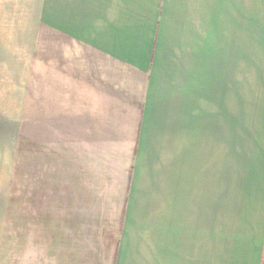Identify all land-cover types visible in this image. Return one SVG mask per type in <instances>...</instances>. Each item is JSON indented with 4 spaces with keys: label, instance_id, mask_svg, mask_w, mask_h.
I'll return each mask as SVG.
<instances>
[{
    "label": "crops",
    "instance_id": "0c3cea01",
    "mask_svg": "<svg viewBox=\"0 0 264 264\" xmlns=\"http://www.w3.org/2000/svg\"><path fill=\"white\" fill-rule=\"evenodd\" d=\"M0 68L27 264H264V0H0Z\"/></svg>",
    "mask_w": 264,
    "mask_h": 264
},
{
    "label": "rangeland",
    "instance_id": "374dc122",
    "mask_svg": "<svg viewBox=\"0 0 264 264\" xmlns=\"http://www.w3.org/2000/svg\"><path fill=\"white\" fill-rule=\"evenodd\" d=\"M8 82L1 74L0 102L3 103L4 85ZM4 115L0 113V207L2 203L4 205V211L0 213V264H27L30 258L26 254H30L34 243L21 238L23 230L24 237H30V226L25 224L28 211L26 208L23 211L21 206L20 140L17 129L5 130L1 127ZM23 154H27L26 150Z\"/></svg>",
    "mask_w": 264,
    "mask_h": 264
}]
</instances>
